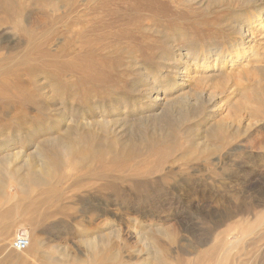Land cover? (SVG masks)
Returning a JSON list of instances; mask_svg holds the SVG:
<instances>
[{"label":"rangeland","instance_id":"1","mask_svg":"<svg viewBox=\"0 0 264 264\" xmlns=\"http://www.w3.org/2000/svg\"><path fill=\"white\" fill-rule=\"evenodd\" d=\"M229 16L201 0H0V264H264V95L229 117L210 106L198 129L186 118L170 139L140 138L161 112L146 76L192 108L174 93L189 82L169 88L163 66L234 45ZM249 68L224 88L252 98L260 78ZM56 137L74 145L64 166L26 191L23 163ZM17 237L36 252L15 251Z\"/></svg>","mask_w":264,"mask_h":264},{"label":"bare ground","instance_id":"2","mask_svg":"<svg viewBox=\"0 0 264 264\" xmlns=\"http://www.w3.org/2000/svg\"><path fill=\"white\" fill-rule=\"evenodd\" d=\"M257 1L259 0H201V4L206 7L218 6L231 11L233 16H229L227 27L237 32L236 39L233 40L235 44L227 45L226 47H224V45L222 48H217L212 51L207 49L198 50L194 53L186 54L184 57L180 54L177 56V59H173L172 63L170 62L166 67L163 66L169 69L168 73L172 75V79L167 77L164 79L168 82L169 88L174 86L176 78L179 79L178 82L181 84L189 82L187 92L179 85L180 87L174 89V93L178 97V100L188 99L187 97L189 96L193 97L194 105L191 106L192 108H187L186 103H177L175 100H171L172 98L167 97L168 95L162 96V90L157 87V80L154 79L153 75L150 79L148 76L149 74L147 75L146 73V78L149 79L148 85L155 91L153 98H150L151 100L149 101L154 104H159L161 112L156 119L158 130L156 129L155 132L148 136L142 133L140 137L141 142H145L148 139L151 141L170 139L173 137L175 129L178 128L186 118L191 119L194 122V128L198 129L201 119L207 115V110L210 106H212L213 111H215L214 116L224 114L225 117H229V115L233 116L241 112L247 105L257 101L258 97L264 95V66L258 65L257 63L259 62L256 60L261 57L259 51H264V6H251L256 4ZM235 3H240L242 6L248 7H239L235 9L233 7ZM255 62L257 65H251ZM248 64L250 66H248ZM249 67L255 69L260 78L255 84V90L250 88L252 89V98L246 95L244 89H238L234 84L224 88L226 83L231 79L235 69L239 68L241 72H243L250 69ZM158 79L163 81L161 76ZM206 82L212 86V90L217 89L220 90V92H211L206 99H202L198 97L200 94L198 88L202 83ZM164 94H166V92H164ZM174 111H176V116L172 115ZM140 120L141 118H137L132 120V122L137 124ZM152 122H154V120ZM216 129L217 124L210 125V130L206 131L207 135L215 132ZM84 138L87 137L84 136ZM4 139L9 142L7 136H4ZM58 139L57 137L55 140L46 139L40 143V147L35 152L37 156L36 162L29 159L30 157L28 158L27 156L28 160L23 163V167L21 168V170H24V174L20 178V181L23 182L22 187L25 188L26 191L31 186H35L38 183H46L50 175L58 172L64 166L61 155L62 150H70L74 145L70 142L60 141V138ZM132 141H134L133 136L130 138L129 143H132ZM46 143H53L54 151L44 149L43 145ZM91 150L92 143L90 144L89 140L85 139V146L79 151L80 153L78 156L85 160L90 156ZM124 152V150H121L119 154ZM33 166L34 170L31 169ZM5 183L6 177L2 170H0V189L5 186ZM141 240L143 245L153 250L152 255L154 258L160 257L161 250L159 247L154 245L153 242H148L145 236H142ZM87 244L89 245V249L95 251L98 242L92 240ZM36 248L37 244H31L28 240V246L24 250L17 252H36ZM48 258L50 259L51 257L48 256Z\"/></svg>","mask_w":264,"mask_h":264},{"label":"built area","instance_id":"3","mask_svg":"<svg viewBox=\"0 0 264 264\" xmlns=\"http://www.w3.org/2000/svg\"><path fill=\"white\" fill-rule=\"evenodd\" d=\"M28 246V240L25 237H17L13 241V249L16 251L24 250Z\"/></svg>","mask_w":264,"mask_h":264}]
</instances>
